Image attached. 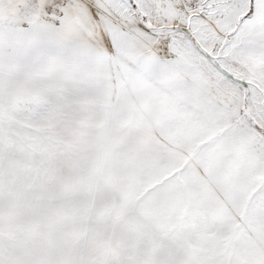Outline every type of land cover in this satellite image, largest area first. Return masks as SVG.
<instances>
[{
    "label": "snow or ice",
    "instance_id": "snow-or-ice-1",
    "mask_svg": "<svg viewBox=\"0 0 264 264\" xmlns=\"http://www.w3.org/2000/svg\"><path fill=\"white\" fill-rule=\"evenodd\" d=\"M0 264H264V0H0Z\"/></svg>",
    "mask_w": 264,
    "mask_h": 264
}]
</instances>
